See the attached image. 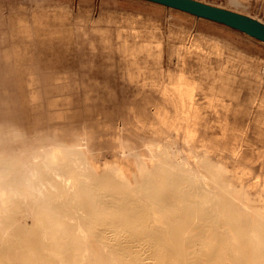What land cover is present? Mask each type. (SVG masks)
<instances>
[{
	"label": "rangeland",
	"instance_id": "obj_1",
	"mask_svg": "<svg viewBox=\"0 0 264 264\" xmlns=\"http://www.w3.org/2000/svg\"><path fill=\"white\" fill-rule=\"evenodd\" d=\"M198 1L264 23V6L255 7L251 0ZM18 65L30 69L20 71ZM16 73H23L25 87ZM187 93L198 108L189 113L197 116L202 132L219 137L222 129L217 122L227 118L251 141L256 155L264 151V43L224 25L142 0H0V124L23 129L28 141L33 134L27 129V115L46 111L49 97L53 105L48 114L33 118L34 130L42 133L51 123L70 131L73 115L74 133L84 130L99 138L110 133L104 130L107 124L122 122L123 126L126 121L127 138L135 143L141 137L136 124L155 122L158 127L163 121V137L174 139L173 121L184 112ZM157 106L167 110L152 120L144 116ZM57 138L64 147L70 146L66 136ZM149 138L156 152L163 150L156 138ZM176 146L180 156L189 160L183 142L177 141ZM199 154L204 159V153ZM210 159L207 170L221 188L223 179L232 178L234 163L219 162L215 156ZM221 167L227 170L220 171ZM90 169L83 165L79 169L82 182L91 181ZM161 170L172 171L170 176L181 180L179 192L190 191L193 183L179 173L177 165L159 162L156 174ZM258 172V167L244 170L250 193L254 191L247 185L257 181ZM54 187L48 186V197L57 195L63 216L76 213V218L77 211L64 202L75 206L76 190L66 198ZM212 188L207 187L206 205L218 197ZM239 223L244 232L250 227ZM222 229L217 235L228 234ZM202 242L196 241V251L202 252ZM198 252L194 253L197 262Z\"/></svg>",
	"mask_w": 264,
	"mask_h": 264
},
{
	"label": "bare ground",
	"instance_id": "obj_2",
	"mask_svg": "<svg viewBox=\"0 0 264 264\" xmlns=\"http://www.w3.org/2000/svg\"><path fill=\"white\" fill-rule=\"evenodd\" d=\"M16 74L25 87L23 73ZM187 95L184 112L173 121L174 139L163 137L161 120L158 127L155 122L136 124L141 137L135 143L127 138L126 121L124 127L122 122L107 124L104 130L110 133L99 138L84 130L74 133L73 115L70 131L55 123L43 133L34 130L33 118L45 117L53 105L50 97L46 111L29 113L32 141L24 137L15 147L0 150V264H216L217 258L220 264H264V151L256 155L251 141L227 118L217 122L219 137L202 132L197 116L189 113L198 108L192 94ZM162 110L167 108L157 106L144 116L152 120ZM58 135L66 136L70 146L64 147ZM149 137L163 150L156 152ZM177 141L183 142L189 160L180 156ZM96 142L101 145L94 146ZM211 156L234 163L232 178L223 179L221 188L207 170ZM159 162L177 165L192 181L190 191L179 192L181 180L171 177L172 171L156 174ZM82 165L91 168L90 182L79 178ZM254 167L259 174L247 185L254 191L250 193L243 175ZM49 185L66 198L76 190L75 206L64 201L77 211L76 218V213L63 216L57 195L48 197ZM207 187L218 196L212 205H206ZM238 222L250 227L244 232ZM222 228L228 234L217 235ZM199 240L202 252L195 249Z\"/></svg>",
	"mask_w": 264,
	"mask_h": 264
},
{
	"label": "water",
	"instance_id": "obj_3",
	"mask_svg": "<svg viewBox=\"0 0 264 264\" xmlns=\"http://www.w3.org/2000/svg\"><path fill=\"white\" fill-rule=\"evenodd\" d=\"M215 22L264 43V23L247 15L198 0H142Z\"/></svg>",
	"mask_w": 264,
	"mask_h": 264
},
{
	"label": "clouds",
	"instance_id": "obj_4",
	"mask_svg": "<svg viewBox=\"0 0 264 264\" xmlns=\"http://www.w3.org/2000/svg\"><path fill=\"white\" fill-rule=\"evenodd\" d=\"M23 129L12 125L0 124V150L11 149L21 143L25 137Z\"/></svg>",
	"mask_w": 264,
	"mask_h": 264
},
{
	"label": "crops",
	"instance_id": "obj_5",
	"mask_svg": "<svg viewBox=\"0 0 264 264\" xmlns=\"http://www.w3.org/2000/svg\"><path fill=\"white\" fill-rule=\"evenodd\" d=\"M234 1V0H233ZM252 3H254V6H259V8L264 6V3L262 4V2L257 1V0H251ZM240 33V32H239Z\"/></svg>",
	"mask_w": 264,
	"mask_h": 264
}]
</instances>
